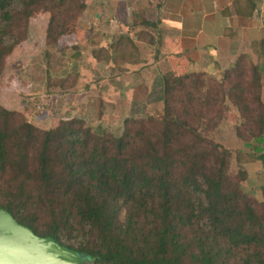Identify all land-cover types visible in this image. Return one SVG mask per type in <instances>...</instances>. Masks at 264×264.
Here are the masks:
<instances>
[{"label":"trees","instance_id":"obj_1","mask_svg":"<svg viewBox=\"0 0 264 264\" xmlns=\"http://www.w3.org/2000/svg\"><path fill=\"white\" fill-rule=\"evenodd\" d=\"M84 9L81 0H0V76L33 16L49 17L51 47ZM249 50L255 63L241 54L225 71L189 61L182 76L159 75L162 115L149 120L152 129L126 120L120 138L81 119L38 130L0 104V209L94 264H264V189L257 204L241 185L244 173L226 176L227 154L213 167L208 152L186 146L208 142L221 122L225 85L242 111L236 136L264 172V38ZM133 54L119 37L93 56L118 68L133 65ZM214 71L218 79H208ZM136 89L135 100L146 92Z\"/></svg>","mask_w":264,"mask_h":264},{"label":"rangeland","instance_id":"obj_2","mask_svg":"<svg viewBox=\"0 0 264 264\" xmlns=\"http://www.w3.org/2000/svg\"><path fill=\"white\" fill-rule=\"evenodd\" d=\"M76 16L74 31L51 47L44 41L49 17L33 16L28 36L8 57L0 76V104L5 110L23 115L31 126L43 131L74 119H81L91 128L99 127L116 138H120L123 122L128 119L146 120L144 128L152 129L149 120L157 121L163 112L159 75L182 76L187 72L186 64L173 67L163 63L158 59L159 52L155 54L147 46L148 37L151 39L147 34L138 38L132 35L133 41L144 46L136 48L137 58L133 54V65L121 64L115 68L111 63L98 62L93 55L100 45L97 42L101 37L99 24L93 15L85 18L80 12ZM246 55L255 63L251 53ZM209 63L210 60L206 64ZM218 68L221 71L229 69ZM214 78L218 79L216 71L208 76L210 80ZM139 87H145L146 92L140 93L135 100ZM222 89L225 100L221 122L209 133L208 142L199 143L189 138L186 146H196L200 154L208 152L213 167H218L227 154L226 176L235 178L244 173L241 185L245 193L261 204L264 172L260 164L248 158L252 153L250 146L237 138L235 130L244 122L242 111L228 87L224 85ZM261 92L264 104V79ZM257 151L264 152V138L257 142Z\"/></svg>","mask_w":264,"mask_h":264},{"label":"crops","instance_id":"obj_3","mask_svg":"<svg viewBox=\"0 0 264 264\" xmlns=\"http://www.w3.org/2000/svg\"><path fill=\"white\" fill-rule=\"evenodd\" d=\"M81 1L85 18L93 15L99 24L98 50L106 51L119 35L135 49L144 48L132 35L147 34V46L173 67L183 62L187 67L189 61L231 67L239 55L250 54L252 42L264 38V0Z\"/></svg>","mask_w":264,"mask_h":264},{"label":"water","instance_id":"obj_4","mask_svg":"<svg viewBox=\"0 0 264 264\" xmlns=\"http://www.w3.org/2000/svg\"><path fill=\"white\" fill-rule=\"evenodd\" d=\"M0 264H94V260L36 237L0 209Z\"/></svg>","mask_w":264,"mask_h":264}]
</instances>
